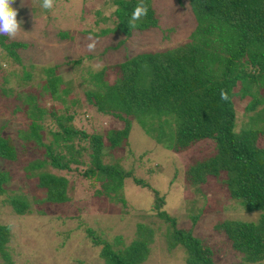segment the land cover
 I'll return each mask as SVG.
<instances>
[{
  "label": "trees",
  "instance_id": "1",
  "mask_svg": "<svg viewBox=\"0 0 264 264\" xmlns=\"http://www.w3.org/2000/svg\"><path fill=\"white\" fill-rule=\"evenodd\" d=\"M186 2L196 26L186 42L133 57L120 55L116 57L120 63L98 71L88 68L92 60L109 61L121 53L125 40L157 28L158 18L150 0H103L91 11L95 26L103 28L78 35L80 40L92 39L101 55H79L67 65L81 71L79 86L83 101L91 107L93 123L97 115L121 123L109 124L103 134L77 128L76 121H86L87 109L77 96L69 99L75 81L65 82L60 66L25 69L18 52L28 44L8 42L0 34V96L4 108L10 104L13 115L27 120L25 129L18 131L21 154L30 151L37 157L24 169L27 179L34 180L32 197L8 195L10 175L0 171V213L9 209L23 217L33 212L29 202L39 204L40 213L47 207L67 206L74 192L68 180L73 172L90 187H100L95 197L113 194L123 204L118 191L126 178L141 189H150L122 166L124 153L130 152L129 137L137 128L151 143L174 153H185L205 142V159L183 173L184 184L197 194L213 178L215 188L222 189L237 209L260 212L255 222L221 221L213 232L222 235L239 264H264V0ZM141 4L147 6V15L132 27L129 21ZM114 36L117 44L101 45ZM73 38L71 31L57 37L61 42ZM21 65V73L10 71ZM11 81L16 88H9ZM222 91L227 100L221 98ZM243 102L245 120L240 125L236 105ZM19 155L14 140L1 130L0 162L15 166ZM150 190L155 222L137 225L129 243L120 236L106 241L82 223L76 237L98 248L103 264H143L151 255L158 229L154 225H159L167 230L169 250L184 251L185 264H214L215 253L205 239L195 238L192 229H178L176 219L165 210L164 197ZM197 218H192V224ZM8 225L0 223V264H14L13 229Z\"/></svg>",
  "mask_w": 264,
  "mask_h": 264
},
{
  "label": "rangeland",
  "instance_id": "2",
  "mask_svg": "<svg viewBox=\"0 0 264 264\" xmlns=\"http://www.w3.org/2000/svg\"><path fill=\"white\" fill-rule=\"evenodd\" d=\"M102 2L103 0H53V7L44 9L41 6L42 0H15L12 7L18 10L17 20L22 21L21 32L15 38L4 35L8 42L28 44L26 49L18 52L25 69L29 70L31 66L45 68L58 65L61 67L60 72L65 82L75 81L69 99L77 96L87 109L86 121H76V126L88 134H103L104 129L111 123L115 126L121 125L116 118H104L97 114L94 115L93 123L91 107L83 101L84 91L79 86L82 81L81 71L67 65L79 55L88 53L96 57L101 55L97 44L91 38V42L80 40L78 32L89 29L97 31L103 28L101 25L95 26L96 19L91 13L101 6ZM150 2L158 18V27L149 33L135 35L125 40L119 50L120 54L113 56L109 61L100 62L94 59L96 61L92 60V65L90 64L88 68L98 71L110 64L120 63V58H116L121 57L120 55L133 57L186 42L196 29L186 0H150ZM65 31H71L73 40L66 39L65 42H61L57 39L58 34ZM92 43L95 44V49L90 51L88 45ZM117 43L118 38L115 36L101 41L103 47ZM22 65L11 67L10 71L15 70L19 73ZM9 88H16L14 81H11ZM4 104L0 96V131L4 129L5 133L14 140L20 155L15 166L0 162V171L8 172L10 175L11 181L6 189L8 195L14 192L15 195L30 194L32 197L34 180L27 179L24 169L30 162L37 160V157L30 151L21 154L18 146V131L25 129L27 120L24 116L13 115L11 105L4 108ZM244 105L245 102L236 105L241 119L240 125H243L245 120L242 118ZM57 107L61 109L59 105ZM135 130L129 137L130 152H125L122 158L125 171L130 172L135 179L143 180L150 189L159 191L167 203L165 210L176 219L178 229L185 231L192 229L195 238L205 239L215 253L214 264H239L235 252L232 253L226 240L222 235L215 234L213 228L221 221L255 222L260 212H248L242 206L241 209H237L222 189L215 188L213 178L202 185L200 193L196 194L186 188L183 173L196 162L205 159L207 147L205 142L202 141L191 150L179 154L151 143L149 138ZM104 163L108 164L109 160H105ZM149 169L151 177L146 173ZM68 180L70 186L74 187V192L67 206L57 209L47 207L45 213H40L37 207L39 204L29 202L33 212L23 217L15 216L9 209L1 210L0 223L9 224L8 226L11 225L10 228L13 229L11 246L14 250V264H79V262L103 264L99 257V249L90 247L84 238L81 240L76 237V234L80 235V230L77 228L79 223L96 232L106 241L113 242L115 237L120 236L124 243H129L135 238L137 225H153L155 222L151 217L154 216L151 190L135 186L132 178H126L118 191L125 201L124 204L113 194L110 198L95 197L96 192L101 193L100 187H90L88 181L77 172L70 173ZM193 217H198L195 225L192 224ZM154 226L158 229L154 231L155 240L150 247L151 255L143 264H185L184 251L178 248L170 251L167 247V230L164 227L159 228V225Z\"/></svg>",
  "mask_w": 264,
  "mask_h": 264
},
{
  "label": "clouds",
  "instance_id": "3",
  "mask_svg": "<svg viewBox=\"0 0 264 264\" xmlns=\"http://www.w3.org/2000/svg\"><path fill=\"white\" fill-rule=\"evenodd\" d=\"M15 0H0V34L7 35L9 38L17 37L21 32L22 21L17 20L18 10L12 7ZM44 9H51L53 7V0H42ZM147 6L141 4L133 13L132 19L129 21L130 26L135 27V21L142 16L147 15ZM88 49L90 51L95 49V44H89ZM221 98L228 99L227 93L222 91Z\"/></svg>",
  "mask_w": 264,
  "mask_h": 264
}]
</instances>
